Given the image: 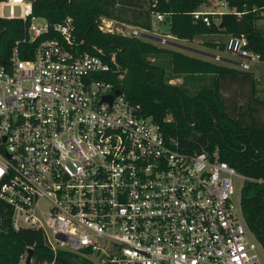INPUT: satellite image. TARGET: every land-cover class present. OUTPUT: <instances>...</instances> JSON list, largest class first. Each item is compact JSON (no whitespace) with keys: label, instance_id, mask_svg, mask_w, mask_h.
<instances>
[{"label":"built area","instance_id":"obj_1","mask_svg":"<svg viewBox=\"0 0 264 264\" xmlns=\"http://www.w3.org/2000/svg\"><path fill=\"white\" fill-rule=\"evenodd\" d=\"M31 2L2 0L0 17L26 21ZM158 3H148L152 24L165 19ZM212 3L192 11L193 20L210 26L225 13L241 15L226 1ZM36 19L23 41L49 29L57 36L29 58L17 41L8 61L0 59V203L11 227L41 232L52 259L65 252L91 264H264L236 184L242 189L247 177L217 148L191 151L164 131L110 80L120 69L116 53L83 50L71 17ZM115 22L96 20L102 32L151 35ZM247 46L244 35H230L225 50L237 60L214 58L249 70L261 60Z\"/></svg>","mask_w":264,"mask_h":264},{"label":"trees","instance_id":"obj_2","mask_svg":"<svg viewBox=\"0 0 264 264\" xmlns=\"http://www.w3.org/2000/svg\"><path fill=\"white\" fill-rule=\"evenodd\" d=\"M212 1H226L241 15L225 13L210 26L194 21L191 12ZM148 3L149 0H32L31 15L26 21L0 17V59L8 61L17 41L20 56L29 58L39 42L57 36L49 29L32 42L23 41L32 16L44 18L50 25L71 17L76 39L83 40V50L91 52L96 45L116 53L120 69L110 80L131 101L141 104L144 112L185 149L211 152L217 148L220 160L247 177L241 189L243 216L264 248V182L257 181H264V99L259 96L257 79L254 73L233 66L98 29L96 20L106 17L150 30ZM157 10L165 13L163 21L174 37L191 41L204 34L244 35L247 47L264 61V29L256 25L264 15V0H159ZM214 46L225 49L223 43ZM158 59L167 61L169 74L163 64L155 63ZM173 78L182 81L172 84ZM9 214L7 206L0 203V264H19L28 248L33 249L32 264H91L65 252H58L57 259H52L42 233L31 229L15 231Z\"/></svg>","mask_w":264,"mask_h":264},{"label":"rangeland","instance_id":"obj_3","mask_svg":"<svg viewBox=\"0 0 264 264\" xmlns=\"http://www.w3.org/2000/svg\"><path fill=\"white\" fill-rule=\"evenodd\" d=\"M15 10H16V13H18L19 11V8L18 7H15ZM3 13L7 14L8 13V8L7 7H3L2 9ZM42 19L41 18H37L35 20V22H41ZM115 25L117 26H120L122 25L123 22L121 21H118V20H115ZM256 25L257 27L259 28H263L264 29V15L262 18L258 19L256 21ZM124 28L126 29L127 27L124 26ZM148 32L153 35L154 37L156 38H159L160 40L158 39H150L148 38L147 40L149 41H152L154 44L158 45V46H161V47H165V48H168V49H174V50H178V51H181L185 54H191V55H196V54H193L191 51H188L187 49H184L182 47H179L177 45H173L172 43H176V44H179V45H183V46H190V47H200L202 48V50H205L208 53V55H202L201 57L203 59H207V60H210V61H214L216 63H221V64H227V63H224V61L222 60H216L214 57H211L210 55L211 54H219L220 56L224 57V58H227V59H237L236 56L230 54L229 52H227L225 49L224 50H220V48L218 47L217 49H214L215 46L214 45H217L219 43H223L225 45V41L227 40V37H229L230 35L229 34H225L226 36L224 35H221V34H205V35H199V36H196V38L194 37L195 41H183L177 37H173V36H166V33L169 34V26L166 22L164 21H159V22H154L152 24V28L150 30H148ZM161 38H165L167 41L166 42H163L161 41ZM146 39V38H145ZM210 39H215L217 40V42H213V40H210ZM209 42H206L208 41ZM204 45L206 46H211V47H203ZM200 55V54H198ZM151 60H154V58H151ZM155 63H161L165 66V70L167 72V74L170 73V67L167 63L166 60L162 61V59H158L157 61H155ZM230 65V64H229ZM264 68V61H255L251 64V68L248 70L249 72H252V73H256V72H260V77L261 76H264L263 74H261L262 70ZM260 77H259V80H260ZM263 81H259V85L260 86H263L264 85V77H262ZM181 78H173L170 80V83L172 84H180L181 83ZM264 87V86H263ZM236 184H237V188H238V191L240 192L241 190V185H242V182L240 180H237L236 181ZM19 264H25V258L24 259H21L20 263ZM30 264H32V259H31V262ZM48 264V263H46ZM78 264V263H77Z\"/></svg>","mask_w":264,"mask_h":264},{"label":"crops","instance_id":"obj_4","mask_svg":"<svg viewBox=\"0 0 264 264\" xmlns=\"http://www.w3.org/2000/svg\"><path fill=\"white\" fill-rule=\"evenodd\" d=\"M213 4H215V3H210V5H213ZM219 34H221V35H224V36H226L225 34H223V33H219ZM205 35V34H204ZM166 36H172V35H170V34H168V33H166ZM202 36V35H201ZM174 37V36H173ZM196 38V37H195ZM228 38V37H227ZM181 40H183V41H189V40H185V39H181ZM193 41H195V39L193 38L192 39ZM191 40V41H192ZM210 40H213V42H217V40H215V39H210ZM167 41V40H166ZM190 42V41H189ZM206 42H209V40L208 41H206ZM186 47H188L187 48V50L188 51H191L193 54H196V55H191V54H187V55H190V56H194V57H198V58H202L201 56L202 55H208V53L209 52H207V51H205V50H202V48H200V47H190V46H186ZM203 47H211V46H206V45H204ZM211 48H213V47H211ZM218 47L216 46L214 49H217ZM198 54H200V55H198ZM211 55H214V54H211ZM210 55V56H211ZM219 55V54H218ZM211 57H213V56H211ZM222 57V56H221ZM224 58V57H223ZM203 59V58H202ZM205 60H207V59H205ZM232 60H234V61H236L237 59H232ZM223 61V60H222ZM260 62V61H259ZM262 62V61H261ZM224 63H227L226 61H224ZM225 65H229V63H227V64H225ZM229 66H233V65H229ZM234 67V66H233ZM251 68V67H250ZM262 70V72H261V74H263L264 75V68L263 69H261ZM243 71H248V70H243ZM249 72V71H248ZM254 75H255V77H256V79H257V88H258V90H259V96L262 98V99H264V85L263 86H260L259 85V81H263V80H261L262 79V77H264V76H259L260 75V72L258 71V72H256V73H254ZM259 77H260V80H259Z\"/></svg>","mask_w":264,"mask_h":264},{"label":"water","instance_id":"obj_5","mask_svg":"<svg viewBox=\"0 0 264 264\" xmlns=\"http://www.w3.org/2000/svg\"><path fill=\"white\" fill-rule=\"evenodd\" d=\"M145 36H147V37L150 38V39H158V40H160L159 38H156V37H154V36H152V35H145ZM172 44H173V45H177V46H179V47H182V48H184V49H187V48H188V47H186V46L179 45V44H176V43H172ZM211 56L215 57V55H211ZM118 92H119V91L117 90L116 93H118ZM110 99H111V97H110ZM32 255H33V249H32V248H28V249H27V255H26V258H25V264H30ZM63 264H66V263L63 262Z\"/></svg>","mask_w":264,"mask_h":264},{"label":"bare ground","instance_id":"obj_6","mask_svg":"<svg viewBox=\"0 0 264 264\" xmlns=\"http://www.w3.org/2000/svg\"><path fill=\"white\" fill-rule=\"evenodd\" d=\"M17 1H20V0H17Z\"/></svg>","mask_w":264,"mask_h":264}]
</instances>
